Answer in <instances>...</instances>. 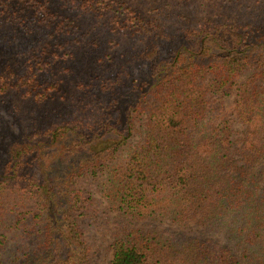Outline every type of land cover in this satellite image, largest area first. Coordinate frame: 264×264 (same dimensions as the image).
Returning a JSON list of instances; mask_svg holds the SVG:
<instances>
[{
    "label": "trees",
    "instance_id": "16d2710c",
    "mask_svg": "<svg viewBox=\"0 0 264 264\" xmlns=\"http://www.w3.org/2000/svg\"><path fill=\"white\" fill-rule=\"evenodd\" d=\"M154 1L162 17L179 4L264 15V0ZM255 20L171 27L128 0H0V41L17 49L0 47V100L80 93L64 117L51 111L0 139V264H89L80 181L101 170L109 264H264ZM89 60L102 76L83 80L76 65ZM163 221L175 229L154 227Z\"/></svg>",
    "mask_w": 264,
    "mask_h": 264
},
{
    "label": "rangeland",
    "instance_id": "374dc122",
    "mask_svg": "<svg viewBox=\"0 0 264 264\" xmlns=\"http://www.w3.org/2000/svg\"><path fill=\"white\" fill-rule=\"evenodd\" d=\"M132 2L137 8L142 10L150 18L156 19L159 22H163L168 26H184L196 23L203 19H216L222 22L239 21L250 22V18H255V21L262 22L264 15L255 16L235 8L233 5H228L220 9H196L195 7H185L182 4L177 5L167 17L158 15L156 10V1L154 0H128ZM258 4L254 3V6ZM261 4H259L257 13L260 12ZM264 8V4H263ZM128 39V38H127ZM126 41V38L124 39ZM35 43H41L36 38L34 41H25L21 49L26 50L28 46ZM128 45V46H132ZM0 47L7 53L5 57H9L10 51L16 53L17 49H10L4 41H0ZM12 47V46H9ZM76 65V64H75ZM77 72L83 74V80H89L91 78H97L102 76V65L98 66L91 64L89 61H82V64L77 63ZM68 94L66 99H58L61 95ZM79 91L73 86H64L54 96L51 102L47 101H33V98L18 99L17 96L10 92L8 95L3 96L0 100V134L1 141L4 145H7L12 138L8 129L13 132L14 135H18L20 130H29L33 127L35 119H39L41 115H49V112L56 111V114L60 117H64L69 113L74 99L78 96ZM228 100V105H230ZM237 127V124L234 125ZM136 138H133L135 140ZM1 153V152H0ZM3 156L0 155V161ZM80 187L88 199V208L85 211V215L82 217V227L85 232L86 239L91 248V257L89 264H109L112 257V240L114 224L112 222V214L108 210L105 199L102 197V170L96 175L86 176L80 181ZM156 229H160L164 234L171 233L173 226L166 221L154 226ZM186 231V230H185ZM28 244V241H26Z\"/></svg>",
    "mask_w": 264,
    "mask_h": 264
}]
</instances>
